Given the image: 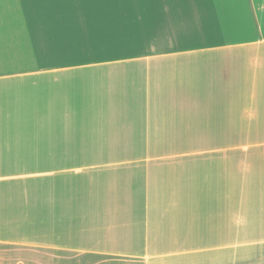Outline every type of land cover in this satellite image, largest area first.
I'll return each mask as SVG.
<instances>
[{
	"label": "crops",
	"instance_id": "obj_1",
	"mask_svg": "<svg viewBox=\"0 0 264 264\" xmlns=\"http://www.w3.org/2000/svg\"><path fill=\"white\" fill-rule=\"evenodd\" d=\"M0 264H264V0H0Z\"/></svg>",
	"mask_w": 264,
	"mask_h": 264
}]
</instances>
